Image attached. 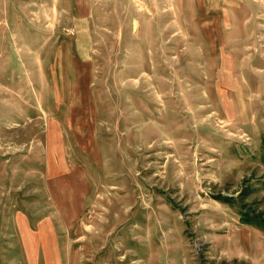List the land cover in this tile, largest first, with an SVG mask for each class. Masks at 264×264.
Returning <instances> with one entry per match:
<instances>
[{
    "label": "rangeland",
    "instance_id": "obj_1",
    "mask_svg": "<svg viewBox=\"0 0 264 264\" xmlns=\"http://www.w3.org/2000/svg\"><path fill=\"white\" fill-rule=\"evenodd\" d=\"M0 264H264V0H0Z\"/></svg>",
    "mask_w": 264,
    "mask_h": 264
}]
</instances>
